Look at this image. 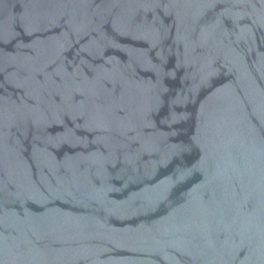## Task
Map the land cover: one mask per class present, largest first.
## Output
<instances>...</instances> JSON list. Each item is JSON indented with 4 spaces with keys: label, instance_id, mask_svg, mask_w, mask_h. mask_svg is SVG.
I'll return each mask as SVG.
<instances>
[{
    "label": "water",
    "instance_id": "95a60500",
    "mask_svg": "<svg viewBox=\"0 0 264 264\" xmlns=\"http://www.w3.org/2000/svg\"><path fill=\"white\" fill-rule=\"evenodd\" d=\"M0 264H264V0H0Z\"/></svg>",
    "mask_w": 264,
    "mask_h": 264
}]
</instances>
